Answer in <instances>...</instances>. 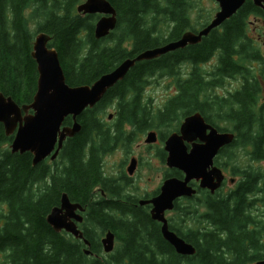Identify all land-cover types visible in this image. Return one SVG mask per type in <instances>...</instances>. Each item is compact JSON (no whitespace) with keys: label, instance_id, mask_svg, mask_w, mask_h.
I'll use <instances>...</instances> for the list:
<instances>
[{"label":"trees","instance_id":"16d2710c","mask_svg":"<svg viewBox=\"0 0 264 264\" xmlns=\"http://www.w3.org/2000/svg\"><path fill=\"white\" fill-rule=\"evenodd\" d=\"M81 1L0 0V91L5 96L18 105L31 103L38 75L32 43L39 32L50 36L48 46L57 51L71 86L90 84L125 58L177 40L186 30L195 32L187 19L191 0H108L116 10V26L95 39L98 15L78 13ZM249 8L250 2L245 3L201 44L135 62L77 117L80 131L63 141L49 164H32L28 151L11 153L13 136L4 134L0 122V264H254L264 259V168L249 163L264 160V58L244 25L249 13L264 18V12ZM214 50L220 52L219 60L205 67ZM162 77L175 90L154 107L144 91L151 78ZM229 80L238 86L217 93ZM112 103L115 119L104 124L98 113ZM193 112L219 131L234 133L217 158L237 178L227 190L223 182L213 193L199 189L200 199L176 200L177 217L170 218L169 229L195 248L192 255H181L135 202L119 201L129 197L123 187H107L101 157L123 141L126 122L134 126L131 135L171 122L177 130ZM71 121L69 116L63 123ZM238 150L247 163H237ZM165 155L159 150L162 160ZM166 175L181 178L182 172L171 169ZM97 186L108 193L107 199L96 200ZM62 193L84 208L79 226L90 244L89 254L82 240L64 230L55 232L46 222ZM104 230L112 231L118 242L108 254L95 233Z\"/></svg>","mask_w":264,"mask_h":264},{"label":"water","instance_id":"95a60500","mask_svg":"<svg viewBox=\"0 0 264 264\" xmlns=\"http://www.w3.org/2000/svg\"><path fill=\"white\" fill-rule=\"evenodd\" d=\"M219 11L213 20L198 32L186 31L174 41L149 48L135 56L125 58L112 70L102 74L90 84L68 85L55 48L48 46L50 36L39 32L34 36L31 56L37 69L36 90L29 104L18 105L10 96L0 91V122L6 136L12 135L9 143L11 153L30 152L32 164L43 160L52 152L55 158L63 141L80 131L78 116L86 109L92 108L114 84L124 78L135 62L157 58L169 51L182 48L187 44H195L202 36H206L225 18L235 13L244 0H217ZM263 7L264 0H254ZM81 15H99L93 26V36L100 39L107 36L116 26V10L108 0H83L76 5ZM31 109L32 112L28 113ZM71 118V124L65 125L64 119ZM111 118V114L108 116ZM234 133L219 131L205 121L199 112L186 115L178 130L170 133L164 142L166 165L182 172V177L170 176L160 186L159 193L149 200H141L140 204L151 203L150 215L153 220L161 222L162 237L181 255H192L194 246L184 238L169 229L164 216L166 210L174 208V202L180 197H191L196 193L190 182L198 183V188L207 189L213 193L220 187L224 174L213 164V159L219 150L230 144ZM156 141V132L151 130L146 134L145 142ZM187 143L190 144L188 149ZM136 166L132 159L128 165L131 174ZM84 208L80 203L69 200L66 193L60 196L59 205L53 206L46 216V222L55 232L62 230L83 241L89 254V242L85 239L78 223L83 220L79 211ZM115 234L107 230L101 238L102 249L111 252L114 247ZM254 264H264V259Z\"/></svg>","mask_w":264,"mask_h":264},{"label":"rangeland","instance_id":"374dc122","mask_svg":"<svg viewBox=\"0 0 264 264\" xmlns=\"http://www.w3.org/2000/svg\"><path fill=\"white\" fill-rule=\"evenodd\" d=\"M195 1L196 0H192L193 3ZM208 7H210V3L207 0L205 1V8ZM191 14H196V12L192 10ZM254 27L255 26H252L251 28L249 27L248 34L252 39H255L258 42V45L262 52V56L264 58V28L258 26L256 30H253ZM257 35L261 38L258 39ZM213 63L214 61L212 60L205 64V67L212 66ZM168 82H170V80L168 78L164 79V77L157 79L151 78L148 82V85L146 86L144 92L146 98L148 97L149 99H151V104L154 107L161 106L163 100L174 92L175 87L172 85L169 86ZM237 86V81L229 80V82L225 84L224 87L217 89V93H225L226 90H233ZM109 113H116V106L114 107V103L110 104L98 113V120L104 124H113L112 120L115 118L112 116L110 119L108 117ZM175 125L176 122H171L167 127L147 129L139 133L136 132L134 133L133 138L129 142L126 141L124 144L116 143L114 145L115 147L111 151L103 154L101 157V167L104 176L109 178L111 177V179H114L115 181L116 177L119 178L121 176V169L123 168V165L126 169L128 164L130 163L129 160L132 157H135L138 159V165L135 169V172L133 173L134 178H132V180H134V182L132 185H125L124 192L127 194V196H130L136 200H143L146 198L147 195L150 196L154 189L159 188V186L163 182V178L169 171L166 162H164L160 158L159 150H157V147H161L163 140L172 131H175ZM124 127V131L126 134L134 129V126L130 124H126ZM151 130H155L157 132L158 140L155 143L148 144L145 143V138L146 134ZM160 138L162 141L160 140ZM150 145L154 146L156 150L151 148ZM237 153V163L246 161V157L242 153V150H238ZM125 160L126 162L123 163V161ZM249 163L256 167L260 166L264 168V160ZM224 173L226 174V178L223 183V190H227L228 187H232L234 185L237 176L227 173L226 170L224 171ZM101 190H103L102 187L96 190L97 198L101 197ZM200 195L201 193H198L196 195L197 199H200ZM141 208L142 210H147L148 207L144 206ZM166 217H172V220L174 221V219H176L177 217V212L172 209L171 211L166 212ZM183 224H185V222H183ZM95 233L98 242L101 243V238L104 235V231H95ZM115 244L117 246L118 242L116 241Z\"/></svg>","mask_w":264,"mask_h":264},{"label":"flooded vegetation","instance_id":"af4514ba","mask_svg":"<svg viewBox=\"0 0 264 264\" xmlns=\"http://www.w3.org/2000/svg\"><path fill=\"white\" fill-rule=\"evenodd\" d=\"M192 1V0H191ZM194 1V0H193ZM205 1H207V0H196L194 3L192 2V8L190 9L191 11L190 12H188V14H187V19H188V22L190 23V26L191 27H193L194 28V30H195V32H198L201 28H203V27H205L207 24H209L212 20H213V18L215 17V14H216V12H218L219 11V9H220V7H219V2L217 1V0H208L209 1V3H210V7H208V8H205ZM247 2H250V8L249 9H255L256 11H259V13L261 14L262 12H264V8L263 7H261V6H259V5H257L255 2H254V0H244L243 1V3H242V5L238 8V10L240 9V8H242L243 7V5L245 4V3H247ZM262 4L264 5V2H262ZM254 6V7H253ZM192 10L193 11H195L196 12V14H191L192 13ZM237 10V11H238ZM237 11L235 12V13H233L232 15H230L229 17H227V18H225L221 23H219L216 27H214V28H212V30H217V31H221L222 30V28H224L225 27V25L235 16V14L237 13ZM255 13H258V12H252V13H249L248 14V16L246 17V19H245V21H244V25H247L248 27H252V26H255L254 27V29L253 30H256V28H258V26H261V27H263L264 28V18L261 16V15H258V14H255ZM193 19V20H192ZM186 31H188V30H186ZM211 32V31H210ZM209 32V33H210ZM209 33L206 35V36H202V38L200 39V41L198 42V43H195V44H187L186 46H184V47H182V48H177V49H188L190 46H192V45H196V44H201L202 43V41H204V38L205 37H207L208 35H209ZM257 38L259 39V38H261L260 36H258L257 35ZM263 44H264V41H263ZM173 51V50H172ZM170 52V51H169ZM219 54H220V52L218 51V50H214L213 52H211L210 54H208V59L210 60V61H217V60H219ZM188 72H190V70L188 71ZM263 101H264V99H263ZM194 113V112H193ZM190 114H192V113H190ZM185 117V116H184ZM183 117V118H184ZM183 118H182V120H183ZM181 120V121H182ZM205 121L207 122V123H209V124H211L210 123V121H208L207 119H205ZM126 124H129L128 122H126ZM125 124V125H126ZM107 129H113V127H106ZM122 129L124 130L125 129V127H122ZM130 132V131H129ZM156 132V131H155ZM132 133H124L123 134V141L122 142H120L119 144H124L126 141H130L132 138H133V136L134 135H131ZM167 138V137H166ZM165 138V139H166ZM165 139L163 140V143H162V145H161V147H157V150H164L165 151V149H164V142H165ZM126 140V141H125ZM158 140V135H157V132H156V141ZM160 140H161V138H160ZM125 141V142H124ZM155 141V142H156ZM162 141V140H161ZM155 142H153V143H155ZM145 143H147V142H145ZM148 144H151V143H148ZM153 145V144H152ZM187 145V147H188V149L190 148V144L189 143H187L186 144ZM115 147V146H114ZM113 147V148H114ZM147 147H149V146H147ZM150 147L151 148H153V149H155V147L154 146H151L150 145ZM112 148V149H113ZM156 150V149H155ZM166 152V151H165ZM59 153V152H58ZM218 154H219V152L215 155V157H214V159H213V164L215 165V166H217V167H219L221 170H222V172L224 173V171H225V169H223L222 167H221V165H220V163H218V158H217V156H218ZM51 155H52V152L49 154V155H47L43 160H41V161H45V163H47V164H49V163H51L56 157H58V155L59 154H57L56 155V157L55 158H51ZM160 158H161V156H160ZM165 158H166V155H165ZM132 159H135L136 160V166H135V168H134V170H133V172L130 174L129 172H128V166L126 167V169L124 168V165H123V168L121 169V176L119 177V178H117L116 177V180L114 181V179H111V177L109 178V177H106V176H104V173L102 172V175H103V177L105 178V180H107L106 181V185H107V187L109 188V186H112L113 184H117V185H119L120 187H125V185H132L133 184V182H134V180H132V178H134V175H133V173L135 172V169L137 168V165H138V159L137 158H135V157H132L130 160H129V162H131V160ZM127 160V159H126ZM126 160L125 161H123V163H125L126 162ZM40 161V162H41ZM164 162H166L165 161V159L163 160ZM130 164V163H129ZM128 164V165H129ZM168 167V166H167ZM168 169H169V171L172 169V168H169L168 167ZM101 171H102V167H101ZM169 171L167 172V173H169ZM227 173H228V171H226ZM166 173V174H167ZM225 174V173H224ZM168 177H170V176H167V175H165V177L163 178V180L162 181H164L166 178H168ZM182 177V176H181ZM190 184L194 187V188H196L197 190H196V195L199 193V190H198V183L196 182V181H194V180H192V182H190ZM102 187V186H101ZM101 187H96L95 189H94V191L95 190H97V189H99V188H101ZM128 187V186H127ZM159 189H160V186H159V188L157 189H154V191L151 193V195L149 196V197H146L145 199H143V201L144 200H149V199H151L153 196H156L158 193H159ZM203 190H206V189H203ZM158 191V193H155V192H157ZM108 193H106L105 191H104V189L103 190H101V197H99L98 199L96 198V200H99V199H101V198H105V199H107L108 198ZM195 194H193L192 196H195ZM148 196V195H147ZM152 196V197H151ZM178 199H185V198H183V197H180V198H178ZM135 200V201H134ZM95 201V200H94ZM119 201H121V202H123V203H125V204H127V203H133V202H135V204L136 205H138L140 208L141 207H144V206H147L148 208H147V210L146 209H144L143 211H145L148 215H149V218L151 219V220H153L152 218H151V215H150V209L152 208V204L151 203H144V204H140V199H138V200H136V199H134V198H132V197H128V199H126V200H119ZM175 202H176V200H175ZM174 202V203H175ZM142 209V208H141ZM148 211V212H147ZM83 211H79V213L81 214ZM82 215V214H81ZM164 216H165V218H166V220H167V223H168V226H170L169 225V220H170V218L171 217H166V211H165V213H164ZM82 217H83V215H82ZM83 221V220H82ZM81 221V222H82ZM154 221V223L158 226V229H159V232L161 233V231H160V228H161V222H159V221H156V220H153ZM79 224L80 223H78V227H79V229H81V227L79 226ZM105 231V230H104ZM162 236V235H161ZM101 244V243H100Z\"/></svg>","mask_w":264,"mask_h":264}]
</instances>
